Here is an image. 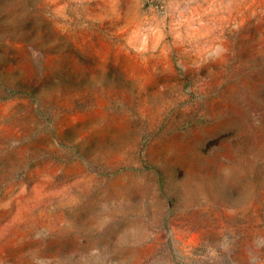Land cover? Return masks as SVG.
<instances>
[{
	"label": "rangeland",
	"instance_id": "obj_1",
	"mask_svg": "<svg viewBox=\"0 0 264 264\" xmlns=\"http://www.w3.org/2000/svg\"><path fill=\"white\" fill-rule=\"evenodd\" d=\"M0 264H264V0H0Z\"/></svg>",
	"mask_w": 264,
	"mask_h": 264
}]
</instances>
